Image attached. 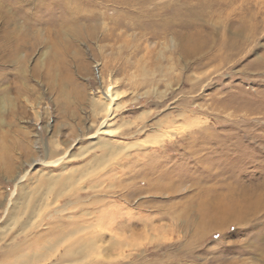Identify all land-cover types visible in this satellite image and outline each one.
I'll list each match as a JSON object with an SVG mask.
<instances>
[{"label": "rangeland", "instance_id": "374dc122", "mask_svg": "<svg viewBox=\"0 0 264 264\" xmlns=\"http://www.w3.org/2000/svg\"><path fill=\"white\" fill-rule=\"evenodd\" d=\"M23 186L31 220L5 213ZM262 241L264 0H0V264H264Z\"/></svg>", "mask_w": 264, "mask_h": 264}, {"label": "bare ground", "instance_id": "6f19581e", "mask_svg": "<svg viewBox=\"0 0 264 264\" xmlns=\"http://www.w3.org/2000/svg\"><path fill=\"white\" fill-rule=\"evenodd\" d=\"M111 85V84H110ZM110 88V87H109ZM107 89V90H105L106 92L104 93V95H103V98L105 99L104 100V102H102L101 100H98L99 102L101 101V103H98L97 105H96V107H94V115L95 116H99V117H101L100 118V120H101V122H100V124H99V130L97 131V133H100V131H102V132H104L105 134H108V133H115L114 131L113 132H111V131H108V124L110 123V121H111V117H112V115H114L113 114V111L114 110H116V109H118V108H120V107H118V106H116V108H114L115 107V105L116 104H119V103H116L115 105H114V107H113V103H115V96L117 95L118 96V92H113L112 90H110V89ZM116 91V90H115ZM118 91V90H117ZM102 97V96H101ZM122 97V96H121ZM121 106V105H120ZM110 126H111V124H110ZM97 133L95 134V135H92L91 137H90V139H92V140H96V137H97ZM142 144H143V142H142ZM94 148L92 147L91 149H95V148H101V149H104L107 153H106V156H110V155H112V156H114V155H118V154H120V152H125L126 150H130V149H134L135 147H137V146H139V145H141L140 143H139V145H136V146H129V145H127L126 147L124 146V145H117L116 147L114 146V145H111V144H109L108 142L107 143H101V142H95L94 143ZM155 145V144H154ZM125 147V148H124ZM140 147V146H139ZM124 148V149H123ZM138 148V147H137ZM136 148V149H137ZM84 150L85 149H83L82 150V153L84 152ZM89 152V151H88ZM62 159V158H61ZM61 159H59V160H57V161H54V162H45V163H43V165H45V166H50V165H56V164H59L62 160ZM102 157L100 158V157H94V159H92V160H94L93 162L95 163V164H91L92 166H99L100 165V163L102 162ZM105 159V158H104ZM105 162H106V160H105ZM60 165V164H59ZM89 165V164H88ZM63 169L65 168L64 166L62 167ZM63 171V170H62ZM79 175V174H78ZM62 174H60V175H57V176H52V175H50V176H46L45 177V175H43L42 176V178L43 177H45L46 178V181H44V182H46L47 183V186H49L50 187V189H54L55 187H58L59 188V186H57V184H59V182H61V180H59L60 178H62ZM68 176V175H67ZM81 176V175H80ZM25 176H23L22 178H20L19 179V181L17 182V184H16V186H18V184H20V183H22V180H23V178H24ZM68 178V177H67ZM66 179V178H65ZM63 180V182H61V186H64V179H62ZM59 181V182H58ZM74 182V178L73 177H69L68 178V181L67 182ZM61 186H60V188H61ZM24 187V186H23ZM22 187V188H23ZM26 187V186H25ZM21 188V198H18L17 199V201H15L14 203L12 202V200L10 199V200H8V203H7V207H6V210H5V213L7 214L8 213V209H11V208H13V210H16V209H20V208H22L23 209V211H24V213L27 215L28 214V218H30V220L31 219H33L34 218V215L36 216L37 215V213H38V210H37V208L40 206V204H38V202H39V198H40V196H38L37 197V199H36V204L35 203H33V204H30V203H27V194H28V192H30V190H28V189H26V188ZM63 190V189H62ZM15 193H13V195H14ZM230 208V207H229ZM232 211V210H231ZM244 211H246V208L244 209ZM65 212V211H64ZM233 213H235V211L233 212ZM230 217H228V219H229ZM231 218H233L235 221H237V219L239 218L238 217V215H234V216H232ZM28 220V219H27ZM230 220V219H229ZM24 224V223H23ZM30 226V225H29ZM82 231V230H81ZM21 233H23V230H22V232ZM25 235V234H24ZM64 237H65V235H63ZM63 238V237H62ZM57 240V239H56ZM65 240H67V239H65ZM58 242V241H57ZM62 242H64V239H61V243ZM55 243V242H54ZM60 243V244H61ZM83 243V242H82ZM90 243V242H89ZM91 243H93V242H91ZM51 244V243H50ZM60 244H54V245H52L51 247H50V249L49 250H52L53 251V253H55L56 255H59L58 253H59V250H57L58 248V246H60ZM65 244V243H64ZM63 244V245H64ZM75 246V245H74ZM61 247V246H60ZM59 247V248H60ZM90 247H92V246H90ZM18 248V247H17ZM57 248V249H56ZM87 248H89V244H84V246H83V248H82V250H80V248H79V250H71V251H67V246H65L63 249V252L61 253L60 252V258H65L66 259V261H68V256H69V258L71 259V258H75V259H78L79 257H80V255L79 254H83L84 255V253H88V252H86V250H87ZM94 249V248H93ZM48 250V251H49ZM67 252H68V254H67ZM36 253H38V252H36ZM43 253V252H42ZM39 254V256H24V257H22L21 256V262H20V264H38V263H40V262H47V261H50V260H52L51 258L53 257L54 259L55 258H57L56 260H58L59 259V257H57L56 255H54V254H50V253H47V254ZM35 254V253H34ZM89 254V253H88ZM26 255V254H25ZM27 255H28V253H27ZM32 255V254H31ZM20 258V257H19ZM83 258V257H82ZM65 259H64V261H65ZM7 260V259H6ZM38 261H40V262H38ZM71 261V260H70ZM64 264V263H63ZM65 264H67L66 262H65Z\"/></svg>", "mask_w": 264, "mask_h": 264}, {"label": "snow or ice", "instance_id": "6c2138e0", "mask_svg": "<svg viewBox=\"0 0 264 264\" xmlns=\"http://www.w3.org/2000/svg\"><path fill=\"white\" fill-rule=\"evenodd\" d=\"M215 239H216V240H219L220 237H219V236H216ZM225 239H226V237H225ZM262 242H264V241H262Z\"/></svg>", "mask_w": 264, "mask_h": 264}]
</instances>
